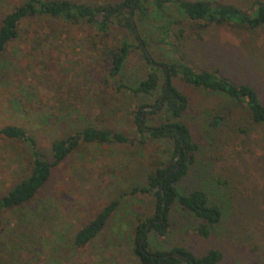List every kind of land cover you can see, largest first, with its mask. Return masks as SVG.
Wrapping results in <instances>:
<instances>
[{
  "label": "rangeland",
  "instance_id": "rangeland-1",
  "mask_svg": "<svg viewBox=\"0 0 264 264\" xmlns=\"http://www.w3.org/2000/svg\"><path fill=\"white\" fill-rule=\"evenodd\" d=\"M69 1L97 5L119 0ZM202 1L228 3L244 11L256 1L264 2ZM19 2L0 0V19ZM132 21L136 37L115 19L101 32L83 19L37 15L20 21L16 36L0 53V127L24 128L47 160L52 140L85 127L118 131L135 140L80 141L51 167L28 202L1 209L0 264H141L133 252V228L152 215L154 197L132 189L146 184L147 174L172 156L173 146L145 130L165 122L162 109L139 123L133 114L138 106L154 104L162 85L160 69L147 62L138 38L146 42L150 60L180 59L195 71L215 70L233 83L250 85L264 104V25L246 29L205 23L186 19L172 7L156 11L152 6L138 18L132 15ZM124 36L131 48L118 75L110 76L108 51ZM150 66L159 74L156 91H127L124 86L145 78ZM171 84L187 98L178 120L197 146L186 175L175 186L181 193L204 191L221 217L201 237L194 230L196 219L173 203L167 232H147V249L181 246L199 256L214 248L221 255L217 264H264V125L253 124L241 103L222 94L176 75ZM217 116L221 119L216 124ZM30 164L26 144L0 136V196L28 174ZM113 200L115 208L100 232L75 247V231Z\"/></svg>",
  "mask_w": 264,
  "mask_h": 264
},
{
  "label": "trees",
  "instance_id": "trees-1",
  "mask_svg": "<svg viewBox=\"0 0 264 264\" xmlns=\"http://www.w3.org/2000/svg\"><path fill=\"white\" fill-rule=\"evenodd\" d=\"M148 6L161 11L163 8L172 7L183 17L189 20H202L205 23H227L239 28L256 29L264 25V2L256 1L250 11H244L228 3H212L202 0H119L103 4L90 5L83 2L69 0H20L9 12L0 19V53L6 44L16 36V29L20 21L37 15L50 18H61L74 21L83 19L94 25L99 31L104 32L113 19L117 25L136 35L132 15L142 16ZM166 36L167 25L163 26ZM146 42L138 38V47L148 63L156 65L162 75L160 94L152 105H141L133 111L136 122L139 116L163 110L165 122L157 126H148L146 131L153 139L169 140L173 146L172 156L160 162L152 172L147 174L146 184L135 187L132 191L151 193L154 197L153 212L150 217L139 219L133 228V252L141 264H217L220 252L214 248L204 254L196 256L188 249L174 246L168 250L147 249V232L164 235L168 229V211L171 204L176 205L191 214L197 221L194 230L206 237L210 229L221 217L220 209L207 200L204 191L193 189L181 193L176 188V183L186 175L188 165L193 160V153L197 146L191 139L186 125L179 121L187 107V98L171 84V77L178 76L181 80L193 85L206 88L212 92L224 95L227 99L241 103L253 124L264 125V104L259 100L256 91L248 84L233 83L215 70H198L190 68L184 61L178 59L171 63L154 62L146 56L144 46ZM131 48L127 37H123L116 49L108 51L110 66L108 74L116 76ZM118 85V84H117ZM159 86V74L150 66L145 78L133 86H124L132 94L152 95ZM159 106L154 110H144L147 106ZM220 117L214 118L213 123H218ZM139 123V122H138ZM144 129L138 125V131ZM0 136L7 139L20 141L29 148L31 156L28 174L16 182L4 195L0 196V210L19 207L28 202L47 180L51 167L57 165L76 146L82 142H109L132 143L133 138L121 132L108 129H95L85 127L63 138H57L50 143V157L45 156L36 148L34 138L27 134L24 128L17 125H3L0 127ZM139 138L138 143L143 142ZM177 155L176 159L175 156ZM116 201H111L103 206L86 224L81 225L72 236L75 247H82L91 241L102 229L107 217L114 210ZM2 221L0 218V236Z\"/></svg>",
  "mask_w": 264,
  "mask_h": 264
},
{
  "label": "water",
  "instance_id": "water-1",
  "mask_svg": "<svg viewBox=\"0 0 264 264\" xmlns=\"http://www.w3.org/2000/svg\"><path fill=\"white\" fill-rule=\"evenodd\" d=\"M146 56H148V54H146ZM150 61H151V60H150ZM160 100H161V99L158 100V103L156 104V106H152V107H151V106H147V107L144 108V110L149 111V110H151V109H155V108H157V107L159 106V104H160ZM176 157H177V155L175 156V158H176Z\"/></svg>",
  "mask_w": 264,
  "mask_h": 264
},
{
  "label": "flooded vegetation",
  "instance_id": "flooded-vegetation-1",
  "mask_svg": "<svg viewBox=\"0 0 264 264\" xmlns=\"http://www.w3.org/2000/svg\"><path fill=\"white\" fill-rule=\"evenodd\" d=\"M141 118H142V115L139 116L138 122L140 121Z\"/></svg>",
  "mask_w": 264,
  "mask_h": 264
}]
</instances>
